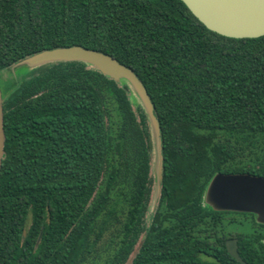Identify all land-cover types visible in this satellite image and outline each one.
I'll return each instance as SVG.
<instances>
[{
	"label": "trees",
	"instance_id": "16d2710c",
	"mask_svg": "<svg viewBox=\"0 0 264 264\" xmlns=\"http://www.w3.org/2000/svg\"><path fill=\"white\" fill-rule=\"evenodd\" d=\"M71 45L112 55L147 88L158 204L147 223L154 143L129 84L82 61L26 66L1 81L0 264H127L141 238L130 264H242L232 235L243 260L264 264V224L204 202L218 172L264 176V35H222L183 0H0V72Z\"/></svg>",
	"mask_w": 264,
	"mask_h": 264
},
{
	"label": "water",
	"instance_id": "95a60500",
	"mask_svg": "<svg viewBox=\"0 0 264 264\" xmlns=\"http://www.w3.org/2000/svg\"><path fill=\"white\" fill-rule=\"evenodd\" d=\"M192 13L209 29L235 38L264 35V0H183ZM59 61H82L103 74L125 80L144 107L151 126L154 153L157 158L156 187L161 193L164 170L161 126L147 88L135 71L115 57L82 45L45 49L18 62L29 67ZM3 92L0 81V169L5 155ZM204 202L218 211L252 213L264 224V176L249 172H218L210 180ZM237 238L226 242L228 252L242 264H249L239 254Z\"/></svg>",
	"mask_w": 264,
	"mask_h": 264
},
{
	"label": "rangeland",
	"instance_id": "374dc122",
	"mask_svg": "<svg viewBox=\"0 0 264 264\" xmlns=\"http://www.w3.org/2000/svg\"><path fill=\"white\" fill-rule=\"evenodd\" d=\"M27 72V67L23 64H14L12 65L10 68H7L5 70H2L0 72V81H4L7 84L13 83L16 84L18 83L25 75V73ZM3 82V83H4ZM132 95L135 97V94L132 90ZM156 167H157V158L155 153H153V176H154V183H153V191H152V195H151V202H150V208L147 211V215H146V220L147 223L150 222V218H151V211L154 210V208L156 207V205L158 204V199H159V193H158V188L156 187L157 184V180H156ZM239 219H249L248 221L250 222V218H242L240 217ZM245 229L248 231V226H245L243 228H241L240 226L236 229L238 231ZM118 237H112L111 232H109L106 237L103 239L102 241V250H104L105 252H103L102 254V258H106L107 254L110 253L109 250L112 249L114 242H116ZM142 241V238L139 240V243L136 245L135 250L132 254V256L130 257L129 261L127 262V264H130L132 257L134 256V254L137 252L138 248H139V244Z\"/></svg>",
	"mask_w": 264,
	"mask_h": 264
},
{
	"label": "flooded vegetation",
	"instance_id": "af4514ba",
	"mask_svg": "<svg viewBox=\"0 0 264 264\" xmlns=\"http://www.w3.org/2000/svg\"><path fill=\"white\" fill-rule=\"evenodd\" d=\"M230 238H237V240H238V237H237V236H234V235L228 237L227 240L230 239ZM227 240H226V242H227ZM237 242H238V241H237Z\"/></svg>",
	"mask_w": 264,
	"mask_h": 264
}]
</instances>
